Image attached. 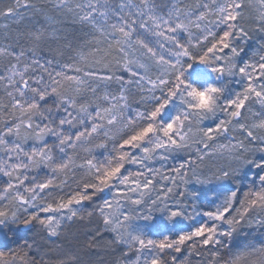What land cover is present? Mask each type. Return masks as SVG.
Returning a JSON list of instances; mask_svg holds the SVG:
<instances>
[{
    "label": "snow or ice",
    "instance_id": "1",
    "mask_svg": "<svg viewBox=\"0 0 264 264\" xmlns=\"http://www.w3.org/2000/svg\"><path fill=\"white\" fill-rule=\"evenodd\" d=\"M0 238L264 264V0H0Z\"/></svg>",
    "mask_w": 264,
    "mask_h": 264
},
{
    "label": "rangeland",
    "instance_id": "2",
    "mask_svg": "<svg viewBox=\"0 0 264 264\" xmlns=\"http://www.w3.org/2000/svg\"><path fill=\"white\" fill-rule=\"evenodd\" d=\"M193 188H198V186L193 185ZM22 235L26 234V233H21ZM11 241H4L2 238H0V247H10L11 246Z\"/></svg>",
    "mask_w": 264,
    "mask_h": 264
},
{
    "label": "trees",
    "instance_id": "3",
    "mask_svg": "<svg viewBox=\"0 0 264 264\" xmlns=\"http://www.w3.org/2000/svg\"><path fill=\"white\" fill-rule=\"evenodd\" d=\"M11 246H13L12 243H11Z\"/></svg>",
    "mask_w": 264,
    "mask_h": 264
}]
</instances>
